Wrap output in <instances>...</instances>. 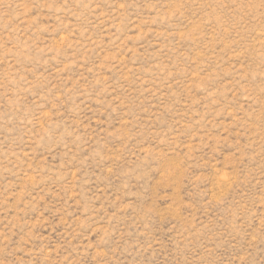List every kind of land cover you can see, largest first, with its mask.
Wrapping results in <instances>:
<instances>
[{
    "label": "rangeland",
    "instance_id": "obj_1",
    "mask_svg": "<svg viewBox=\"0 0 264 264\" xmlns=\"http://www.w3.org/2000/svg\"><path fill=\"white\" fill-rule=\"evenodd\" d=\"M0 264H264V0H0Z\"/></svg>",
    "mask_w": 264,
    "mask_h": 264
}]
</instances>
